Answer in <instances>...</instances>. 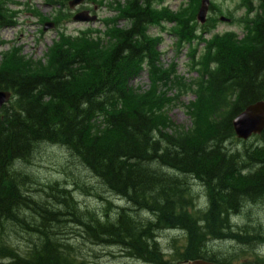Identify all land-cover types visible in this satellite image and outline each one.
Segmentation results:
<instances>
[{"label": "trees", "instance_id": "obj_1", "mask_svg": "<svg viewBox=\"0 0 264 264\" xmlns=\"http://www.w3.org/2000/svg\"><path fill=\"white\" fill-rule=\"evenodd\" d=\"M66 1L49 0L59 7ZM160 1L124 0L118 17L125 26L109 27L105 39L87 30L59 32L45 64L16 48L0 53L2 62L22 63L0 68V90L11 92L0 111V264H85L61 236L60 228L73 226L76 237L147 264H264L261 226L243 221L247 205L264 204V129L253 136L256 144L227 145L244 142L235 137L232 119L264 100V0H240L241 38L214 35L199 57L193 44L216 18L195 21L200 0L187 14L160 11ZM7 17L0 0V27L10 25ZM163 23L174 26L178 47L188 44L194 52L197 77L190 84L194 100L186 130L163 109L160 77L152 75L150 95H136L126 85L141 65L155 60L157 39L149 30ZM46 145H59L94 176L109 196L95 194L103 213L79 205L74 191H87L78 180L72 190L58 181L40 183L30 164ZM5 227L25 242V251L7 243ZM163 230L180 231L183 244L172 240V252L163 251Z\"/></svg>", "mask_w": 264, "mask_h": 264}, {"label": "rangeland", "instance_id": "obj_2", "mask_svg": "<svg viewBox=\"0 0 264 264\" xmlns=\"http://www.w3.org/2000/svg\"><path fill=\"white\" fill-rule=\"evenodd\" d=\"M7 13L10 25L0 27V53L9 52L18 49L19 53L25 58L32 59L35 62L46 63L49 47L54 40L59 38V32L63 34L75 35L78 31L87 30L92 38L105 39V33L109 27L123 29L125 21L119 19L120 6H123L124 0H85L78 7L79 9L89 10L91 14L97 16L94 22H74L71 17L73 12L67 8L66 2L63 7L52 6L49 0H1ZM214 5L215 13L208 11V16L216 18L214 28L203 34L201 39L194 42L193 46L197 49L196 56H200L204 42L210 40L214 35H222L225 32H233L237 38L242 36V26L238 20L243 19L244 10L239 8L240 0H210ZM194 4V0H162L159 7L169 13H189V8ZM163 8H162V7ZM161 7V8H160ZM61 9L64 14L59 15L57 11ZM186 9V10H184ZM217 10V12H216ZM220 11V12H218ZM223 16L227 20H220ZM46 22H53L54 26L43 31V25ZM56 22V23H55ZM174 26L170 23H163L162 27H151L149 35L157 39L154 47V58L152 65H141L136 75L127 80L129 87L136 95L142 96L149 94L152 88V75L160 77L156 81L163 98L167 104L163 109L167 110V115L177 129L186 130L191 126V114L193 110L192 101L194 96L192 90L194 85H190L192 80L197 77L194 70L195 59L192 57L194 52L188 44L183 47L177 46V37L171 32ZM105 46L107 45L104 44ZM22 66L21 62H2L0 56V68L15 69ZM166 81L165 83H163ZM165 90V91H162ZM154 95H159L155 92ZM256 139L252 136L244 142L230 140L227 145L231 149H242L245 146L256 144ZM45 150H40L39 157L33 159L30 164L31 171L40 180V183L47 184L58 181L73 189V181L78 180L82 184L83 190H76L74 196L83 209L95 211L97 214L103 213L105 205L95 195L96 193L108 198V193L100 187L97 180L86 169L80 166L73 157L62 149L59 145H46ZM192 182V181H191ZM196 192L203 196L204 191L195 182ZM87 187V188H86ZM90 188V189H89ZM199 196V197H200ZM198 199V197L196 196ZM196 199V200H197ZM116 204L115 199L112 201ZM112 204V206L114 205ZM117 205V204H116ZM115 205V206H116ZM115 210V208H113ZM248 218V219H246ZM243 221L252 223L256 221L260 224V229L264 233V204L246 206L243 212ZM61 236L67 239L78 259L85 264H147L138 261L135 258H128L116 247L100 246L91 244L81 237H76L78 229L73 226L60 228ZM2 229L0 230L1 233ZM8 244H12L19 252L26 250L25 242L16 235L12 228L5 227L2 233ZM159 244L163 251L172 252L171 243L180 246L183 244V234L175 230H163L158 233ZM257 252V248H256ZM258 253V252H257ZM259 254V253H258ZM241 256V255H240ZM263 256V255H262ZM243 257L239 258L241 261ZM248 259L254 258L248 254ZM233 262H238L237 258H232Z\"/></svg>", "mask_w": 264, "mask_h": 264}, {"label": "water", "instance_id": "obj_3", "mask_svg": "<svg viewBox=\"0 0 264 264\" xmlns=\"http://www.w3.org/2000/svg\"><path fill=\"white\" fill-rule=\"evenodd\" d=\"M83 0H70L68 1L69 8H73ZM210 0H200L198 10L195 18L199 24H203L206 20V15L209 9ZM73 21L77 22H93L96 20L95 15H89L88 11L83 10L77 12L73 17ZM220 20H227L221 16ZM53 27V23L46 22L43 26V31ZM11 93L8 90H0V110L2 106L9 101ZM232 130L237 139L247 140L254 135H258L264 129V100L256 101L247 105L241 112H239L231 121ZM179 264H219L209 262L202 259H195L183 261Z\"/></svg>", "mask_w": 264, "mask_h": 264}, {"label": "flooded vegetation", "instance_id": "obj_4", "mask_svg": "<svg viewBox=\"0 0 264 264\" xmlns=\"http://www.w3.org/2000/svg\"><path fill=\"white\" fill-rule=\"evenodd\" d=\"M251 262H253L254 260H250ZM246 262V261H245ZM248 262V261H247ZM240 263V262H239Z\"/></svg>", "mask_w": 264, "mask_h": 264}]
</instances>
